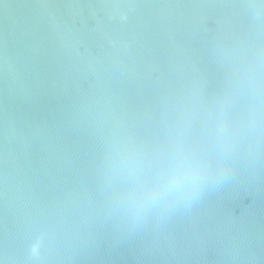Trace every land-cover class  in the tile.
<instances>
[{
    "label": "water",
    "instance_id": "1",
    "mask_svg": "<svg viewBox=\"0 0 264 264\" xmlns=\"http://www.w3.org/2000/svg\"><path fill=\"white\" fill-rule=\"evenodd\" d=\"M255 49L262 0H0V264H264V142L134 227L98 172L114 128L154 142Z\"/></svg>",
    "mask_w": 264,
    "mask_h": 264
},
{
    "label": "clouds",
    "instance_id": "2",
    "mask_svg": "<svg viewBox=\"0 0 264 264\" xmlns=\"http://www.w3.org/2000/svg\"><path fill=\"white\" fill-rule=\"evenodd\" d=\"M262 142L264 49L232 53L225 92L208 105H181L157 140L145 144L119 127L105 138L98 172L107 211L134 227L189 208Z\"/></svg>",
    "mask_w": 264,
    "mask_h": 264
}]
</instances>
